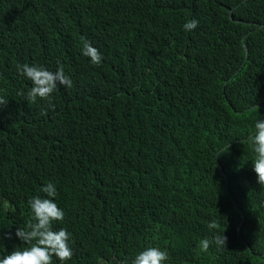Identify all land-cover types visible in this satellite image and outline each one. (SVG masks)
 <instances>
[{
	"label": "trees",
	"instance_id": "1",
	"mask_svg": "<svg viewBox=\"0 0 264 264\" xmlns=\"http://www.w3.org/2000/svg\"><path fill=\"white\" fill-rule=\"evenodd\" d=\"M33 63L72 86L33 101L17 71ZM0 98V255L30 246L15 229L53 182L65 264H130L147 246L165 264H264L246 139L264 118V0H0ZM213 218L225 244L201 250Z\"/></svg>",
	"mask_w": 264,
	"mask_h": 264
},
{
	"label": "clouds",
	"instance_id": "2",
	"mask_svg": "<svg viewBox=\"0 0 264 264\" xmlns=\"http://www.w3.org/2000/svg\"><path fill=\"white\" fill-rule=\"evenodd\" d=\"M195 18L186 20L182 28L191 32L198 25ZM81 55L88 58V62L99 66L103 61V54L88 40L81 37ZM17 71L31 82L25 95L33 101L50 100L59 86H72V80L61 66L50 70L40 64L18 65ZM4 100L0 98V104ZM247 143L253 154L251 168L256 182L264 185V118L253 121L251 131L246 136ZM45 196L34 195L28 200L30 218L23 227H16L14 235L29 247H16L11 252L0 255V264H52L53 257L59 264H65L72 258L73 249L70 247L71 233L65 228L53 229V221H62L64 210L54 199L56 186L48 182L40 187ZM219 221L215 218L208 222L207 227L214 231L211 237H203L199 241L201 250H207L210 245L217 248L224 246L226 237L217 231ZM169 258L167 249L159 246H147L130 258V264H165ZM123 264H129L126 259Z\"/></svg>",
	"mask_w": 264,
	"mask_h": 264
}]
</instances>
